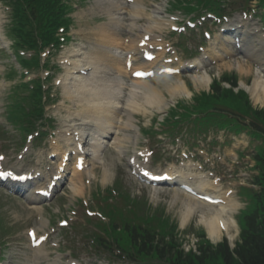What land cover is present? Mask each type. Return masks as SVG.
I'll list each match as a JSON object with an SVG mask.
<instances>
[{"label": "bare ground", "instance_id": "6f19581e", "mask_svg": "<svg viewBox=\"0 0 264 264\" xmlns=\"http://www.w3.org/2000/svg\"><path fill=\"white\" fill-rule=\"evenodd\" d=\"M121 0H107L106 12L109 15L108 22L99 23L95 28L94 32L97 37L100 36V43H96V46H88L86 49L85 45L80 46L76 56L70 61L72 65V72L68 74L63 81L65 87L66 97L73 101L77 107L76 110L71 111L69 116L77 127L80 129V133L84 136H79L78 142H84L86 145L84 149V155H89L92 157L90 162L92 167L87 169L89 174L95 177V163L103 160L104 150L108 146L112 145L120 151L124 152L127 149L126 143L131 139L130 134H127L128 129H133L135 126V106L138 105V109L141 110L145 105L154 106L159 109H163L165 98L162 96L160 88L149 80L144 79H134L132 80L129 88V96L124 98V86L126 85L125 75H128L124 62L122 60L121 53L123 51H135L136 45L142 36L147 32H157L163 31L165 27V21L160 18L159 6L155 7L152 13L146 11V6L143 4L144 0H138L136 6L132 11V22L131 31L135 28H139L140 32L134 38H130V41L126 43L119 29L124 25V16L122 9L126 10L125 6H121ZM108 4V5H107ZM119 11V13H117ZM146 18V22L142 24H137V21L133 17ZM90 34V35H91ZM244 45L246 42L244 40ZM218 52L217 50H215ZM219 55V52L217 53ZM251 55H256L257 53H250ZM163 55V53H161ZM157 62V59L149 63L152 65ZM224 65L232 66L231 62H226ZM237 67L240 73L248 75L252 71V66L246 62L237 61ZM264 72V64H263ZM78 69H90L89 75H80L76 72ZM262 72L261 70H259ZM181 76L177 82L168 85L167 89L172 93L173 96L177 94L190 95L191 92L188 89L186 83L181 80ZM194 82L202 83V85H208L210 83V77L207 72L203 74L194 75ZM253 96L256 98L257 102H264V76L257 72L256 77L253 80V84L250 87ZM126 113L128 115L127 119L122 118L121 115ZM100 116H104L102 120L99 119ZM81 120L82 124L76 123V121ZM120 123H123V127ZM120 124V125H119ZM119 125V126H118ZM121 129H127L122 133H117ZM117 133V134H116ZM114 140L111 139L113 136ZM74 144L75 135L73 137ZM62 161L61 165L63 167L64 157L67 151H62ZM64 158V159H63ZM188 172L178 169H170L169 172L171 177L178 178L179 182H190L191 177L199 176L194 172L192 163H187ZM61 170L59 171V173ZM58 173V172H57ZM63 173V171H62ZM56 174V172H55ZM52 175V174H51ZM64 178H68L71 185V190L74 195L81 194L85 192V188L82 185L83 172L79 171L75 164L67 166L66 172L63 174ZM109 171L103 173V178L108 179L110 176ZM200 181L196 185V190L199 192H207V188H215L212 182L206 176H199ZM53 178V177H52ZM52 178L48 177V183H52ZM39 182V181H38ZM37 182V183H38ZM59 182H55V188ZM178 182V183H179ZM51 185V184H50ZM38 189V193L36 192ZM43 191L49 193L50 188L40 185L38 183L36 187L28 190L27 198L33 203L37 204V199ZM183 194V207H182V224L185 225L196 213L199 207H203L206 203L200 202L199 198L195 195L187 194L185 192L175 190V196L179 197ZM224 200V204L207 206L209 208L208 212H203L200 215L201 222L207 228L209 236L216 240L220 238L224 232H226L231 238L234 237L233 227L236 226L235 221L230 217V213H233L240 205L239 201L233 199V197H227V193L221 195ZM41 209V207H37ZM42 222L45 221L42 219ZM34 258H28L29 263L24 264H39L40 260L44 257V244L33 247Z\"/></svg>", "mask_w": 264, "mask_h": 264}, {"label": "rangeland", "instance_id": "374dc122", "mask_svg": "<svg viewBox=\"0 0 264 264\" xmlns=\"http://www.w3.org/2000/svg\"><path fill=\"white\" fill-rule=\"evenodd\" d=\"M92 4H93V0H89L87 2V5L85 7L80 8V10L78 11V14H75L78 19L77 20L78 28L83 27V29L90 31V29L93 28L95 24L99 23L100 21L102 22L104 20H108L107 14L105 13V11H103L105 10L104 9L105 7L99 6L96 8V11L92 12L91 11ZM123 32H124V28L122 29V33ZM79 42H80V37H79V40H76V42L72 43L71 46L76 47ZM62 53H64V50L55 54L53 57L54 61L60 60ZM10 57L15 60L13 55H11ZM9 61H11L9 57L0 56V74H3L2 70L4 69V67H6L5 64L8 63ZM232 62H233L232 66H227V65H224L225 62H220L215 66L208 67L206 70L210 74L211 77L220 76L225 71H232V72L235 71L236 72L237 60L233 59ZM254 70L249 75L239 73L240 78H241L240 82H245L246 84L251 85V82L253 81V78H254V73H255ZM61 73H63V70H59L56 76L59 77ZM184 79L186 80L188 86L191 89H193V91L194 90L200 91V90L208 89L207 85H201L197 87L194 83L193 75L186 76L184 77ZM173 81H174L173 79L165 78L159 81L157 80L155 82L156 85L159 86L164 91L167 101H169V99L176 98V96H173L172 93L167 89L168 84L172 83ZM0 83H3L0 86V105H1L3 101L7 102L6 95L8 94V90L10 88L11 82L6 81L4 77L2 76L0 77ZM128 92L129 91H125L126 96ZM59 93L61 95V98L64 99L65 92L62 86L59 88ZM251 96H252V99L255 105L264 106V102H257L256 98L252 95V93H251ZM51 112L52 114L58 115L59 118H65L66 116V110L61 107L60 103L52 106ZM157 112H158L157 107H149V112L137 113L136 114V117H137L136 124L138 125V127H147L150 124V119ZM59 123H60V126L58 128V131L62 130L63 128L61 126V122ZM3 137H4L3 139H6L5 136ZM140 137L142 136L140 135ZM240 139H241L240 142L243 141L245 143H248L247 138H245L244 136ZM143 140L144 139H141V141ZM54 141L55 140L53 138L47 137L44 140L43 145L45 142H47L48 143L47 145L49 146L45 145L43 148H36L35 150H33V155L28 157V159L24 162L25 166L37 167V163H36L37 160L34 158L37 156V154H39L40 151L51 152L53 150V146L51 145V142H54ZM238 143L239 142H236L235 145H238ZM130 146H131V143H130ZM9 151L11 152V155L9 158L10 162L16 161L15 160L16 153H14L15 151H13V149H10ZM44 160L45 162L41 165V167L44 168V170H52V171L56 170L57 165L59 163V159L56 158L54 160H51L45 155ZM155 169L159 171L162 170L161 168H159V166H155ZM105 171H109L111 174L107 180L104 179L102 176ZM89 178L91 177H89L88 174L84 175V179L88 180L86 183L85 202L90 203V201L91 202L93 201V199L91 198V193L95 191V189H97L98 187L102 189H106L107 186H112L114 183L118 182L121 184V189L123 191H126L132 194V196L140 198L142 201H145V200L148 201L154 208L157 207V208L165 209V214L171 216V218L174 219L179 224V227L181 229L184 227L186 229H189V231H193V229H203V228L205 229L204 225L200 221V215L203 212H206V213L208 212L209 208L207 206L199 207L195 215L187 222V224L183 226L182 224L183 196L180 195L179 197H176L175 190L171 191L167 189L166 190L158 189V191H155L153 189L146 188L143 185H141L131 175L127 162L123 159L122 154H120L112 146H108V148L104 150L103 160L95 163V177H92L91 182H89ZM239 190L240 192H242L240 193L242 196L245 195L247 197V193H244L245 189L243 187H240ZM57 195H56L57 197H55L51 202L49 203L47 202L46 204L45 203H39V204L43 206V212L45 216L48 212L49 213L53 212L56 217V220L58 221L59 219L58 217L64 214L63 209L65 210L70 209L69 206L73 202V200H76V196L73 195L70 189V184L68 180L66 181L62 190ZM60 210H62V212H58ZM50 219L51 221H53L52 215H50ZM237 219L239 220L241 224V221H243V219L240 216H238ZM41 225H42L41 214L38 212L36 208H34L33 205H31L30 203H24L23 201H20L16 198H12L0 190V233L2 234L3 238L8 241V244L5 247V251H4L5 260H1L2 262H4L5 264H24L25 262L28 263V258L33 253L31 248L29 247V241L27 238V230L29 227L39 228L41 233L43 232L50 233L52 237V241L50 240V242L47 244V248L53 249L54 248L53 246L55 245L56 241L61 236V235H57L58 226L53 225L52 223L51 225L49 223H47L44 226H41ZM80 227L81 226L79 225V228L78 230H76V233L74 235H77L79 233ZM55 229L56 231L54 232ZM0 244H3L1 239H0ZM2 246L4 245H1V247ZM42 264H46L45 261H43Z\"/></svg>", "mask_w": 264, "mask_h": 264}, {"label": "trees", "instance_id": "16d2710c", "mask_svg": "<svg viewBox=\"0 0 264 264\" xmlns=\"http://www.w3.org/2000/svg\"><path fill=\"white\" fill-rule=\"evenodd\" d=\"M41 2L37 0V3ZM57 23L56 19H53ZM21 36L22 34L19 33ZM264 120V112L261 114ZM256 216L251 218L252 230L247 232L245 238L241 244L236 248L238 255V261L231 254L229 247L226 244L219 245L218 248L212 249L209 254L208 249H204L205 252L202 256L198 257L199 261L193 264H264V224L256 222Z\"/></svg>", "mask_w": 264, "mask_h": 264}]
</instances>
